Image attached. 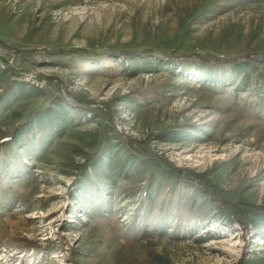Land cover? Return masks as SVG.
Masks as SVG:
<instances>
[{
	"label": "rangeland",
	"instance_id": "374dc122",
	"mask_svg": "<svg viewBox=\"0 0 264 264\" xmlns=\"http://www.w3.org/2000/svg\"><path fill=\"white\" fill-rule=\"evenodd\" d=\"M144 51L172 60L133 73ZM246 55L264 0H0V93L18 74L46 94L13 105L1 151L56 98L74 122L42 155L0 152V264H264V101L196 80Z\"/></svg>",
	"mask_w": 264,
	"mask_h": 264
},
{
	"label": "trees",
	"instance_id": "16d2710c",
	"mask_svg": "<svg viewBox=\"0 0 264 264\" xmlns=\"http://www.w3.org/2000/svg\"><path fill=\"white\" fill-rule=\"evenodd\" d=\"M125 59L130 62L133 73H153L170 63L171 57L153 58L149 51L140 54V60L135 53H123ZM1 60V58H0ZM197 65V83L202 90H210L217 85L233 87L237 93H248V97L264 101V55L259 58H251L249 55L241 58L215 60L209 63L200 59ZM182 64H179L181 67ZM171 69V68H166ZM173 69V68H172ZM7 70H1L5 74ZM4 89L0 93V123L8 117L20 118V112L13 111L12 107L18 102H23L37 97L45 96V92L20 79L18 74H11ZM69 107L60 98L52 100L48 106L31 111L28 116L18 124L12 131L10 137L5 140L2 151L5 157L16 147L25 150L27 153L38 151L39 155L45 153L53 143L62 138L74 125ZM194 130L195 128H190ZM177 133L166 136L168 142L177 141ZM178 135V134H177ZM183 137V136H181ZM186 138H182L185 140ZM38 149V150H36ZM130 158H125L114 167H122ZM135 166V161H131ZM141 164L143 162H140ZM109 170L112 172L110 161L98 163L99 177L109 179ZM160 177L168 179L169 172L160 169ZM116 174V173H115ZM118 174V172H117ZM258 219L264 222V208L258 207L253 212Z\"/></svg>",
	"mask_w": 264,
	"mask_h": 264
},
{
	"label": "built area",
	"instance_id": "2783aa9c",
	"mask_svg": "<svg viewBox=\"0 0 264 264\" xmlns=\"http://www.w3.org/2000/svg\"><path fill=\"white\" fill-rule=\"evenodd\" d=\"M26 81H27V82L34 83V84H36V85H37V87H38V83H37V82H35V80H33L31 77H27V78H26Z\"/></svg>",
	"mask_w": 264,
	"mask_h": 264
}]
</instances>
